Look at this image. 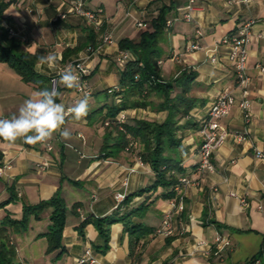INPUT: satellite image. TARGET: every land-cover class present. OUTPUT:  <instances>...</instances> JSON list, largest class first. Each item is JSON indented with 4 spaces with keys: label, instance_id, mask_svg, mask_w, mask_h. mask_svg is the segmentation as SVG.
<instances>
[{
    "label": "crops",
    "instance_id": "0c3cea01",
    "mask_svg": "<svg viewBox=\"0 0 264 264\" xmlns=\"http://www.w3.org/2000/svg\"><path fill=\"white\" fill-rule=\"evenodd\" d=\"M190 0H0L9 3L0 17V33H7L22 44V49L38 56L55 54L62 58L55 69L46 65L35 70L52 79L62 66L73 61H82L90 67L88 78L90 91L89 112L81 121L71 117L63 128L72 133L65 140L55 133L47 143L53 146L48 151L42 143L28 145L22 139L9 143L0 139V218L10 215L12 219L23 217V203L38 204L60 195L69 209L63 244L65 254L57 260L58 252L47 254L48 241L39 235L48 231L51 209L41 221L30 220L28 231L12 233L11 242L18 250L22 264H76L90 247L97 259L96 264H245L264 246V160L256 153H264V75L256 70L264 64V0L249 3H233L230 0H195L194 19L191 22L175 21L167 28L160 47L163 62L162 76L170 80L182 65L197 74L190 95L201 103L190 117L196 126L179 133L181 146L170 153L175 164L183 170L176 171L177 178L188 176L195 184L184 190L185 210L178 212L171 201L163 199L167 191L146 192L122 203L117 194L129 197L155 182L156 174L149 164L140 160L141 146L131 152H122L117 159H106L102 147L106 132L103 118L107 106L116 103V96L108 91L120 86L122 71L116 64L120 42L128 39L139 42L141 34L152 29V22L167 7V20L177 17V10ZM73 2H82L85 8H103L105 23L102 32H97L86 19L69 14L66 19L55 18L60 13H69ZM254 21V38L249 47L248 71L252 78L246 89L236 83L234 69L227 60L226 48L219 49V64L209 61L207 49L245 22ZM144 27H138V23ZM203 50L189 53L186 46L196 39V31ZM111 31L114 44L104 45L101 35ZM130 51V50H129ZM131 52V51H130ZM133 53V52H132ZM134 54V53H133ZM135 55V54H134ZM136 56V55H135ZM177 56L179 60H174ZM159 61V60H158ZM49 88L50 83L43 88ZM41 88V89H43ZM61 95L57 103L72 106L82 98L74 89L58 85ZM40 90L36 84L26 83L7 64L0 63V118L18 114L22 103L32 92ZM223 92L235 99L250 101L252 118L246 123L244 113L236 105L231 114L221 123L229 137L215 153L216 173L200 174V120L208 107ZM146 108L127 110L128 122L150 120L163 123L168 113L157 111L163 98L153 93ZM104 109L103 112L101 110ZM238 136L244 137L239 140ZM49 167L38 170L42 163ZM78 182L79 185H75ZM12 188V190H11ZM14 191V193H12ZM13 202L2 206L11 195ZM149 205L145 217L135 219L156 230L168 215L172 216L175 234L169 238L151 233L141 240L140 251L130 255L129 235L121 223L111 228L110 250L97 252L94 245L100 242L94 224H88L83 234L78 226L88 218H103L116 211L121 214L137 209L142 203ZM230 240V249L217 254V237Z\"/></svg>",
    "mask_w": 264,
    "mask_h": 264
},
{
    "label": "trees",
    "instance_id": "16d2710c",
    "mask_svg": "<svg viewBox=\"0 0 264 264\" xmlns=\"http://www.w3.org/2000/svg\"><path fill=\"white\" fill-rule=\"evenodd\" d=\"M8 5L9 3H0V17ZM169 10L167 7L161 9L157 20L155 19L151 24L152 29L144 31L139 42L128 39L120 42V48L130 50L137 59L130 62L122 71L120 86L116 87L113 93L116 96V103L104 107L107 108V113L103 118L104 125L106 126L107 122L110 123L106 126L110 132L105 134L102 147L103 156L106 159H117L127 148L134 150L137 145L141 146L139 152L141 160L149 164L156 174V180L150 188L147 187L126 197L122 203H129L139 194L157 192L163 188L167 191L162 195L163 199H174L177 196L175 187L180 178H177L176 171L182 173L183 170L175 164L170 153L181 146L182 140L179 133L183 129L196 126L191 122V118L184 124H181V121L190 117L192 110L201 105L198 99L190 95L197 74L188 67L179 65L177 75L166 80L158 65V60L162 57L160 42L166 30ZM38 61V56L22 49V44L18 39L10 37L7 33H0V63L7 64L26 83L36 84L41 89L51 80L36 72L35 67ZM50 87H52L51 83ZM57 90L59 91L58 87ZM153 93L163 98V102L157 107V111L168 113L163 123L146 119L128 122V117L125 123H120L118 116L122 111L148 107L150 105L148 100ZM103 111L104 109L101 110ZM74 184L79 185L78 182ZM16 197L12 194L2 206L12 203ZM148 207L149 205L144 202L129 213L121 214L116 211L103 218H88L78 226V230L83 234L88 224H94L100 238V242L94 245V248L97 252L107 253L110 250L111 228L114 224L121 223L124 231L129 235L130 255L135 257L140 251L141 240L146 235L157 231L135 221V219L142 220L145 217ZM50 209L52 210L51 224L48 231L39 237L46 238L48 241L47 254L58 252L57 260L65 254L66 247L63 239L69 209L65 200L60 195H56L35 205L23 203V217L20 220L12 219L10 215L0 218V264H22L18 261L16 247L11 245V234L28 231L30 220L34 218L41 221L43 214ZM257 260H261L264 264V246L245 264H253Z\"/></svg>",
    "mask_w": 264,
    "mask_h": 264
},
{
    "label": "built area",
    "instance_id": "2783aa9c",
    "mask_svg": "<svg viewBox=\"0 0 264 264\" xmlns=\"http://www.w3.org/2000/svg\"><path fill=\"white\" fill-rule=\"evenodd\" d=\"M251 0H230L229 4L233 3H249ZM196 5L195 0H190L189 3L184 7L177 10L178 15L173 20H167L166 27L170 28L175 21H185L191 22L194 19V11ZM105 10L103 8H95L88 9L85 8L82 2H73L71 5V11L69 13H60L55 18V20L61 18L66 19L69 14L77 15L86 19V21L93 26V28L97 32H102L103 25L105 23ZM254 26V21H248L243 23L238 27L237 30L227 34L221 40H219L213 49H207L209 61L214 65L220 63L219 58V49L226 48L227 51V60L231 63L234 69V75L236 79V83L241 89H244V95L246 94V89L250 84L252 78L248 71V60H249V47L252 44L254 33L252 31ZM138 27L142 28L144 25L140 22L138 23ZM196 39L190 40L187 43L186 51L189 53L197 52L203 50L205 48L198 41V37L203 36V32L199 29L196 31ZM101 39L104 45H112L114 44V36L111 31H104L101 35ZM118 56L116 57V64L119 66L121 71L126 69V66L130 62L136 61L137 57L130 52L129 50H121L118 52ZM174 60H179L177 56H173ZM162 61H159V64H162ZM71 66L76 70V74L80 77V84L83 86V92L90 93V85L88 78L91 75L92 71L90 67H88L82 61H73L66 63L64 66L60 68H66ZM256 70L259 74L264 75V64H257ZM138 78V76L136 77ZM59 76L56 75L51 79V85L53 87H58ZM116 90V87L110 89L108 91L109 94H113ZM120 90V89H117ZM74 91L83 96V92L79 89H74ZM238 105L239 108L243 111L246 123H250L252 114H251V104L250 101L246 98H243L241 101L235 99V97L229 92L221 93L216 99L215 102L211 103L208 107L206 115L202 117L200 120V136H201V146L199 149L200 152V161L197 164V172L200 174H214L216 173V166L214 163L215 153L219 150V148L226 142L229 137V132L222 125L221 121L228 117L233 108ZM118 120L120 123H125L127 120V112L122 111ZM110 123L107 122L106 126H109ZM239 140H243L244 137L238 136ZM48 151L53 150V146L47 142L42 143ZM256 158L264 160V153L257 152ZM49 167V163H42L38 166L40 170ZM3 169H0V174ZM195 184L194 181L188 176H184L179 179L178 185L175 187V191L177 192V196L172 199V204L174 208L178 212H183L185 210V195L184 190L189 185ZM116 199L123 202L125 196L123 194H117ZM157 235H163L166 238H169L175 234L173 227L172 216L168 215L164 220L161 227L156 229ZM216 244L219 247L217 254H221V252L225 249H230L231 243L230 240H226L221 238L220 236L216 239ZM97 259L94 256L92 248L88 247L83 255L77 260L76 264H96ZM253 264H262L261 260L255 261Z\"/></svg>",
    "mask_w": 264,
    "mask_h": 264
},
{
    "label": "clouds",
    "instance_id": "9594fccd",
    "mask_svg": "<svg viewBox=\"0 0 264 264\" xmlns=\"http://www.w3.org/2000/svg\"><path fill=\"white\" fill-rule=\"evenodd\" d=\"M60 59L62 58L52 53L41 55L38 66L46 65L49 69H55ZM57 75L60 85L83 92L80 77L71 66L59 70ZM60 95L56 87H45L32 92L30 98L19 107L18 114L7 119L0 118V139L9 143L22 139L28 145L47 142L55 133H59L65 140L71 139L72 133L63 126L69 117L81 121L87 116L90 93L83 92L82 98L69 107L56 102Z\"/></svg>",
    "mask_w": 264,
    "mask_h": 264
},
{
    "label": "rangeland",
    "instance_id": "374dc122",
    "mask_svg": "<svg viewBox=\"0 0 264 264\" xmlns=\"http://www.w3.org/2000/svg\"><path fill=\"white\" fill-rule=\"evenodd\" d=\"M160 61V60H159ZM159 61H158V65L159 66H161V64H159ZM163 64V63H162ZM132 150H130L129 148H127L124 152H131ZM140 160H141V158H140ZM142 161V160H141ZM38 170H40V169H38ZM11 245H13V246H15L12 242H11ZM16 247V246H15ZM17 250V249H16ZM17 254H18V250H17ZM78 260V259H77ZM77 260H76V262H77Z\"/></svg>",
    "mask_w": 264,
    "mask_h": 264
}]
</instances>
